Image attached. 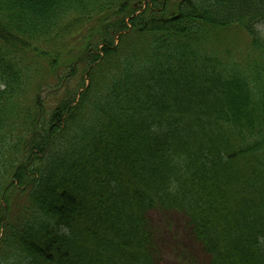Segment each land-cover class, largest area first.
I'll use <instances>...</instances> for the list:
<instances>
[{
  "label": "trees",
  "instance_id": "obj_1",
  "mask_svg": "<svg viewBox=\"0 0 264 264\" xmlns=\"http://www.w3.org/2000/svg\"><path fill=\"white\" fill-rule=\"evenodd\" d=\"M152 209L264 264V0H0V264H161Z\"/></svg>",
  "mask_w": 264,
  "mask_h": 264
},
{
  "label": "rangeland",
  "instance_id": "obj_2",
  "mask_svg": "<svg viewBox=\"0 0 264 264\" xmlns=\"http://www.w3.org/2000/svg\"><path fill=\"white\" fill-rule=\"evenodd\" d=\"M32 56L31 53H28L27 60L32 61ZM41 75L42 72L33 77L32 86L36 87L38 83L42 85L46 84L44 85L45 88L40 92L42 97L39 102L43 107H45L46 104L53 105L62 97L63 89L60 91V94H54L50 93L53 88L48 90L47 87L55 86L58 83L59 85L62 84V77H59V82L56 84L55 77L50 76L49 79H43ZM73 81L70 82V86L78 84ZM87 84L88 80H84V87L79 88L78 93H81ZM36 92L37 90L33 91L31 87L30 93L33 97H35L34 94ZM78 93L76 96L79 95ZM1 202L5 205L3 200ZM147 216L151 226L150 230L158 249L156 257L161 264H206L208 256L195 240L188 221L183 214L176 211L152 209L148 211Z\"/></svg>",
  "mask_w": 264,
  "mask_h": 264
}]
</instances>
